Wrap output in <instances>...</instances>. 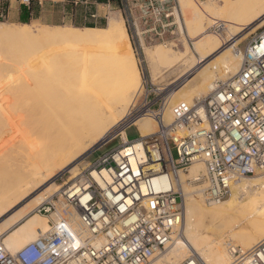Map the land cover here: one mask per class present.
<instances>
[{
    "label": "bare ground",
    "instance_id": "1",
    "mask_svg": "<svg viewBox=\"0 0 264 264\" xmlns=\"http://www.w3.org/2000/svg\"><path fill=\"white\" fill-rule=\"evenodd\" d=\"M177 2L194 51L185 38L178 51L162 44L143 49L151 81L169 94L161 109L165 123L171 121L173 104L204 98L216 81L229 80L238 71L241 50L236 43L264 23V0ZM42 39L61 41L71 53L62 64L60 57L54 59L59 66L44 74L32 58L20 68V57V63L11 61L19 63L18 70L5 67L0 72V241L10 253L49 228L46 215L36 208L60 189L52 182L57 171L68 170L77 178L82 171L77 161L131 112L143 89L120 14L111 13L104 27L0 22V44L27 41L34 48ZM132 123L137 139L157 130L148 114L137 115ZM118 134L128 140L123 129ZM203 173L201 162L178 173L184 194L180 230L148 264H232L226 240L244 249L264 246V169L238 180L214 202L202 197ZM164 179L157 176L154 185L161 186ZM227 229L231 232L226 236ZM258 257L261 262L244 264H264V247Z\"/></svg>",
    "mask_w": 264,
    "mask_h": 264
},
{
    "label": "built area",
    "instance_id": "2",
    "mask_svg": "<svg viewBox=\"0 0 264 264\" xmlns=\"http://www.w3.org/2000/svg\"><path fill=\"white\" fill-rule=\"evenodd\" d=\"M143 33L135 26L139 41ZM162 94L136 110L151 116L157 130L124 142L118 130L132 124L119 123L96 149L117 136L120 143L37 208L53 215L46 231L14 253L0 241V264H148L179 231L184 202L179 172L201 162L202 197L214 202L238 180L264 169V23L241 49L238 71L216 81L204 98L173 104L169 123L161 115L168 96ZM161 175L163 184L156 187L153 180ZM263 247L227 245L232 264L261 262Z\"/></svg>",
    "mask_w": 264,
    "mask_h": 264
},
{
    "label": "rangeland",
    "instance_id": "3",
    "mask_svg": "<svg viewBox=\"0 0 264 264\" xmlns=\"http://www.w3.org/2000/svg\"><path fill=\"white\" fill-rule=\"evenodd\" d=\"M28 1L26 0L0 1V22H4L10 25L14 24V26L22 23L19 21L20 7L22 4L28 5ZM30 1L33 2L31 4V7H33V11H35L36 15L35 16L32 15L27 23L41 28H49V27L51 28L52 26L77 27V28L104 27L111 13L120 14L123 17L128 32V36L130 39V43L132 45V48L134 50L137 59V64L142 78L143 89L131 112L128 115H126L122 120L117 122L113 127H111L108 131L109 135H107L108 132L106 135L110 136V134H112L113 131L115 132L117 130V128L115 129V127L119 123L125 120V122H129L132 124L126 131L127 139L129 140L137 139L139 137V133H137L136 126L133 125L132 123V118L136 117L141 113L138 114L136 110L140 109L145 102L150 103L155 101L157 98L163 95L162 93L167 94L169 96L168 92L159 90L157 86L158 84H154L151 81V76L148 72L146 62L143 57L144 47H150V46L152 47L157 44H162V45L171 46L173 49L178 51L182 49L183 38H185L184 40H187L189 47L192 49V51H194L192 44L193 41L190 40L188 36L183 21V16L179 10L177 0H118V3L117 2L113 3L109 0L102 3H99L95 0H42L41 2H38L37 0H30ZM201 1H206V0H201ZM175 11L177 13H175ZM177 14L179 16H177ZM88 21L92 22L94 25L92 26L75 25V23H82ZM144 21H147L146 24H144ZM178 25L181 27H179ZM135 26L136 29H138V32L139 31L144 32L143 33L144 37L142 41H139L135 36ZM261 26H259L251 33H249L246 37L240 39L236 43L237 44L236 46L241 50L245 45V43L247 42V40L249 39V37L255 31L259 30ZM153 27H155L157 33H161V35L155 34V30L148 31L150 28ZM26 42L20 43L14 40L1 41L0 47H2V50L0 52L3 55V57L0 60V72L1 70H5V67H8V69L10 68L12 73H14L16 70H18L17 67L18 64L20 63V60L22 63H20L19 66L20 68H22L23 67L22 65L27 63V60L31 61L33 59L39 61V63L36 66V69L38 68L41 69V71L43 72L42 74H44L50 69L59 66V64L53 61L54 59L60 57L61 58L60 62L62 64V59L64 58V56H66V54L71 53V51H69V48H67V46L63 44L61 41H56L52 39H46V40L42 39L39 42L38 41L35 42L36 43L35 45H37L38 47L33 45L34 48H32L31 45H28L30 42H27V44ZM18 43L21 46H19ZM24 43L26 44V46ZM32 43L34 44V42H31V44ZM27 46H29V48ZM35 47L37 48L40 47L42 49L40 48L35 49ZM32 50L33 51L35 50V52H33ZM22 51L23 53L25 51L26 53L27 52L29 53L27 54L24 53L25 56L23 57ZM216 55L217 54H215L213 58ZM37 56L38 58L36 59ZM19 57L20 60L18 59ZM48 57H51V59L49 60ZM14 58L16 59L17 62L19 61V63L11 62L12 59ZM51 60L52 62H49ZM55 63L57 65H55ZM44 69L45 71H43ZM157 90H159L161 93H158ZM157 105H158V101L152 106V108L155 109ZM121 129L122 128L118 130V133ZM99 142H101V140ZM98 143L93 145L77 161V164L78 163L80 164L78 165L79 169L86 168L89 165V162H91L95 157H97V155L117 146L120 143V138L119 136H117L112 140H110L109 142H107L106 144L102 145L100 148L96 149ZM188 170L189 168L187 169V171ZM72 178L73 177L68 173V170L57 171V174L52 179V182H55V184L57 185V189H59L64 184L71 181ZM187 181L188 180H186V182ZM36 194L37 193L33 194L30 198L34 197ZM42 214L46 215L49 224V220L53 217V215L49 216L48 213H43V212ZM229 231L231 232L230 229H227V231L225 230L224 234L228 235ZM226 241L227 242L225 246H227L228 243L230 242L228 240ZM235 245H239V244L236 243ZM242 248L244 249V247Z\"/></svg>",
    "mask_w": 264,
    "mask_h": 264
},
{
    "label": "trees",
    "instance_id": "4",
    "mask_svg": "<svg viewBox=\"0 0 264 264\" xmlns=\"http://www.w3.org/2000/svg\"><path fill=\"white\" fill-rule=\"evenodd\" d=\"M99 3L106 2L108 0H95ZM113 3H118V0H109ZM32 1H28V5L22 4L20 7V14H19V21L22 23H27L32 15H36L35 11H33V7H31ZM90 15V14H89ZM75 25H87V26H92L94 25L92 22H82V23H75ZM97 25V24H96Z\"/></svg>",
    "mask_w": 264,
    "mask_h": 264
},
{
    "label": "crops",
    "instance_id": "5",
    "mask_svg": "<svg viewBox=\"0 0 264 264\" xmlns=\"http://www.w3.org/2000/svg\"><path fill=\"white\" fill-rule=\"evenodd\" d=\"M127 131V130H126ZM126 131H125V133H126Z\"/></svg>",
    "mask_w": 264,
    "mask_h": 264
}]
</instances>
